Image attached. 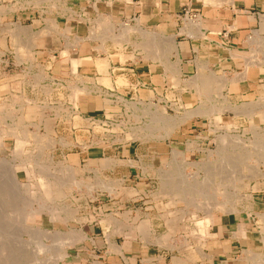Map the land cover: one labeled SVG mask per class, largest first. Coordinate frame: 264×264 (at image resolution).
Returning a JSON list of instances; mask_svg holds the SVG:
<instances>
[{"label":"crops","instance_id":"1","mask_svg":"<svg viewBox=\"0 0 264 264\" xmlns=\"http://www.w3.org/2000/svg\"><path fill=\"white\" fill-rule=\"evenodd\" d=\"M74 1L39 20L21 15L34 33L21 37V101L43 106L34 122L43 131L66 123L67 135L58 127L56 137L73 144L57 147L58 156L81 170L83 181H119L120 197L98 192L92 218L82 221L81 245L73 241L67 249L98 260L68 255L61 264H245L247 252L258 251L249 236L255 200L249 211L216 214L205 230H194L158 196L163 164L189 140L180 131L188 122L164 138L89 129L139 102L172 97L182 116L187 108L264 97V0ZM59 103L66 121L58 117ZM212 118L195 115L190 122ZM126 191L137 194L132 209Z\"/></svg>","mask_w":264,"mask_h":264},{"label":"rangeland","instance_id":"2","mask_svg":"<svg viewBox=\"0 0 264 264\" xmlns=\"http://www.w3.org/2000/svg\"><path fill=\"white\" fill-rule=\"evenodd\" d=\"M74 3V0H0V264H5L6 261V264H14L17 259L19 260L16 264H61L68 255L79 260L82 257L87 258L90 263L97 261L96 254L84 256L87 254L79 253L76 248L70 253L67 249L73 241L78 246L81 245L82 238L79 233L82 230V221L92 218L89 215L93 213V206H97L98 201L94 199L98 192L106 191L113 197H120L119 181L108 182L101 178L96 181H83L80 179L81 170L66 165L62 156H58L57 147L69 148L73 144L72 141L58 140L56 137L58 127L64 136L67 135L66 123L60 126L47 125L46 131H43L42 125L34 124L40 119L43 106L32 101H21V88L18 87L21 83V37L34 36L31 19L21 22V15H31L32 19L35 16L34 20H39L43 14L49 15L55 10L63 11ZM21 10L25 13H21ZM21 27L25 31L22 32ZM7 38L13 39L15 44L7 45ZM139 103L141 104H137L135 109H119L120 117L115 118L112 123H91L89 132H123L127 134V139L134 138L133 135L138 136L137 138L158 135L163 137L167 131H170L167 135L170 136L179 126L188 122L180 131L185 132L189 140L180 147L182 152L175 150L177 152L174 151V158L168 164H163L162 188L158 196L169 199L171 210L184 217L186 229L191 226L192 229L200 230H205L216 214H231V209L227 207H231V202L237 201L240 195L252 197L239 199L238 209L234 213L249 211L251 204L256 201L259 206L255 211L257 217L254 212L249 211V236L256 241L257 252L264 254V177H242L235 182L230 178L231 180L224 181L221 185L222 178L227 175L250 174L245 168V160L259 158L256 155L259 150L255 146L259 141L264 142V122L259 117L260 114L253 117L244 113L236 114L239 112L227 108V101L220 104L223 107L220 110L222 112L216 115L220 117V123L216 118H212L211 122H206L205 119L201 122H190L195 115H214L200 114L201 108H187L182 110L185 114L181 115H194L172 129L170 124H161L160 121L153 125V121L159 119L152 113L157 110L165 112V117H169L170 122L173 118H178V110L173 105L175 101L172 97L161 102ZM248 104L264 106V97L251 103L238 101L235 107H247ZM67 113L66 107L59 103L58 117L66 121ZM163 125L167 129L156 128ZM150 126H155V131L153 128L149 132ZM146 132L149 134H145ZM256 133L261 135L260 140ZM226 135L228 139L222 140ZM92 142L95 141L91 140L88 145ZM223 159L233 163L225 165ZM260 167L264 170V163ZM215 170L221 171V174L214 176ZM182 175H187L192 184L206 182L207 191L218 192V201L223 204L229 202L223 207L213 205L214 199L198 194L195 188L185 189L186 194H175L172 184L164 183L165 178L176 179L179 183ZM180 185L178 184V188ZM163 188L166 192H163ZM126 194L129 199L127 206L132 209L137 204L134 201L137 194L135 191H126ZM247 242L249 246L250 240ZM3 243L5 246L9 243L7 247H10V251L6 250ZM12 250L14 257L17 256L15 259ZM246 260L247 264L253 263L248 257Z\"/></svg>","mask_w":264,"mask_h":264},{"label":"bare ground","instance_id":"3","mask_svg":"<svg viewBox=\"0 0 264 264\" xmlns=\"http://www.w3.org/2000/svg\"><path fill=\"white\" fill-rule=\"evenodd\" d=\"M223 2V1H222ZM195 27V26H194ZM27 29V28H26ZM191 29V28H190ZM29 30V29H28ZM31 30V29H30ZM21 31L23 32V31H25L24 30V27H21ZM47 30H45L44 32H46ZM29 31H27V33H28ZM43 32V31H42ZM43 32V33H44ZM49 32V31H48ZM25 33V32H24ZM33 33V32H32ZM38 34V33H37ZM126 34V33H125ZM29 35H30V33H29ZM38 36V35H37ZM119 38H121V36L120 37H118V39ZM153 43V42H152ZM147 46V45H146ZM145 46V47H146ZM147 48V47H146ZM151 48V47H150ZM152 51V50H151ZM158 51V50H157ZM148 52H150V51H148ZM155 52V51H154ZM157 53V52H156ZM155 53V54H156ZM156 56H157V54H156ZM78 59V58H77ZM84 60V59H83ZM86 60V59H85ZM84 60V61H85ZM88 60V59H87ZM90 60V59H89ZM257 60V59H256ZM85 62H87V61H85ZM84 62V63H85ZM91 62V61H90ZM90 62L88 61V63L90 64ZM252 62V60L249 62V63H251ZM88 63H86V64H88ZM75 64H77V60H76V62H75ZM92 64V63H91ZM252 64H254L253 62H252ZM79 65V64H78ZM212 75V74H211ZM190 84H197V81H193V82H191ZM62 97V96H61ZM209 97V96H208ZM210 98V97H209ZM214 105V104H213ZM249 105V106H248ZM248 105H246L247 107H241V106H239V107H237V105H236V107L235 106H232V105H230V104H228L227 105V108H230V109H232V110H235V112H239V113H236V114H241V113H244L245 115H247V116H249V117H253L255 114H257V113H259L260 114V116L259 117H262V119H263V122H264V116H261V114L262 113H264V106L263 105H260V106H258V105H256V104H253V105H251V104H248ZM207 107V106H206ZM223 107L221 106V105H216V106H214V107H209V108H201L200 110H199V113L200 114H207V115H211V114H213L214 116H216L217 114H219L220 112H222V111H220L221 109H222ZM197 111V110H196ZM196 111H192V112H196ZM152 113H154V117H157L159 120L158 121H153V125L154 124H157L156 122H161V124H165V125H167V123L168 124H170L169 126L172 128V129H175L176 128V126L178 125V123H183V122H185L188 118L190 119V117H192L194 114H186V116H178V118H173V120H171V122H170V118L169 117H165V112H160V111H153ZM218 116V115H217ZM160 118H161V120H160ZM168 118V119H167ZM216 119H217V121H218V123H220V121H219V119H220V117H216ZM261 119V120H262ZM165 125H163V126H161V127H156V128H162V130L163 129H167V127L165 126ZM154 128V129H153ZM228 128V127H227ZM148 129V128H147ZM152 129H153V131H155V126H150V128L148 129V130H150L149 132H151L152 131ZM169 132L170 131H167V133H166V135H164L163 137H167V135L169 134ZM144 134V133H143ZM143 134H141V135H143ZM145 134H149V133H145ZM144 134V135H145ZM259 134V133H258ZM257 133H256V135H258ZM143 135V136H144ZM136 136V135H135ZM148 136V135H147ZM261 136V135H260ZM259 135H258V138L257 139H259L260 140V137ZM138 137V136H137ZM228 136L226 135L222 140H226V139H228L227 138ZM232 139H234L236 142H237V140L235 139V138H232ZM163 141V140H162ZM255 149L256 150H259V152H257L256 153V155H258L259 156V158L258 159H255V160H245V163L244 164H246V170L247 171H249V173L250 174H244V173H241V174H236V173H234L233 175H231V176H229L228 177V175H227V177H225V178H222V182H221V185L222 184H224L226 181H228V180H231V179H234V182L235 181H239L240 180V178H244V179H246V178H258V177H264V170L260 167L261 166V164L262 163H264V142H262V141H259L258 143H257V145L255 146ZM174 152V151H173ZM175 152H177V151H175ZM179 152V151H178ZM223 162L225 163V165H231L233 162H229L228 160H224L223 159ZM243 163V162H242ZM242 170V169H241ZM242 171H244V170H242ZM216 172V173H215ZM215 172H213L214 174V176L215 175H219V174H221V171H218V170H215ZM230 173V172H229ZM231 178V179H230ZM166 180L164 181V183L165 184H172V186H173V190L176 192L175 194H179V195H181V193H187L186 191H184L185 189H188V188H195V190H197L198 191V194H200V195H202V196H206V197H211L212 199H214V201L212 202V204L213 205H216V206H221V207H223V206H225V204H227L229 201H226V202H224V204L223 203H221L220 201H218L217 200V196L219 195L218 194V192L216 191V190H214V192H211L210 190H208L207 191V187H206V182H197V183H195V184H192L191 183V180H190V178L187 176V175H182V179L181 180H179V183L177 182V180L176 179H172V180H169L168 178H165ZM100 181V180H99ZM170 181V182H169ZM225 181V182H224ZM102 182H103V180H102ZM178 184H181L180 186H179V188H178ZM100 185V184H99ZM101 185H102V183H101ZM103 186V185H102ZM106 186V184H104V187ZM100 187V186H99ZM174 187H176V189L174 188ZM178 190V191H177ZM163 192H166V190H165V188H163ZM242 198H248V199H251L252 197H249L248 195H247V197L245 196V195H240V197H237V201H235V202H231V207H227V209H231L230 211H232V213H234V212H236V210L238 209V202H239V199L241 200ZM210 201V200H209ZM210 202H208V204H209ZM240 203V202H239ZM262 217H263V215H261L260 216V218H261V220H262ZM264 220V219H263ZM240 227V226H239ZM240 229V228H239ZM250 234V233H249ZM256 236V235H255ZM7 242V241H6ZM161 242V241H160ZM5 243H3L2 245H4ZM7 244V246H9L8 244L9 243H6ZM167 244V243H166ZM165 244V245H166ZM5 246V245H4ZM7 246H5V247H7ZM2 247V246H1ZM3 248V247H2ZM9 249H10V247H9ZM8 249V247H7V249L6 250H9ZM12 249V248H11ZM1 251H2V249H0ZM5 250V249H4ZM5 250V251H6ZM247 250V249H246ZM10 251V250H9ZM201 251V250H200ZM7 252V251H6ZM1 253V252H0ZM10 253V252H9ZM264 253V252H263ZM20 254V253H19ZM16 255V254H15ZM247 257L249 258V260H253V263H251V264H264V254H261V253H258L257 251H249V253L247 252ZM2 256V255H1ZM10 256V255H9ZM12 256L14 257V254H13V250H12ZM246 256V255H245ZM15 257H17V256H15ZM15 257L13 258V259H15ZM19 257V256H18ZM11 259H12V257H11ZM3 260V259H2ZM19 259H17V261H18ZM6 261V260H5ZM11 261H13V260H11ZM17 261H16V263H17ZM250 261V262H251ZM7 262V261H6ZM6 262H5V264H6ZM10 262V261H9ZM19 262H21V261H19ZM11 263V262H10ZM16 263H14V264H16ZM247 264V263H246Z\"/></svg>","mask_w":264,"mask_h":264}]
</instances>
